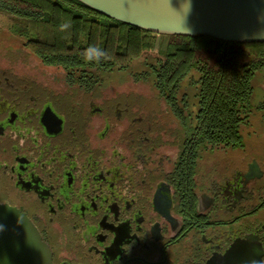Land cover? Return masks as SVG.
<instances>
[{"label":"flooded vegetation","instance_id":"obj_1","mask_svg":"<svg viewBox=\"0 0 264 264\" xmlns=\"http://www.w3.org/2000/svg\"><path fill=\"white\" fill-rule=\"evenodd\" d=\"M0 16V203L52 264H264L263 151L202 139L190 84L83 74Z\"/></svg>","mask_w":264,"mask_h":264},{"label":"trees","instance_id":"obj_2","mask_svg":"<svg viewBox=\"0 0 264 264\" xmlns=\"http://www.w3.org/2000/svg\"><path fill=\"white\" fill-rule=\"evenodd\" d=\"M0 13L16 16L19 32L39 39L46 60L95 68L101 73L131 71L153 79L156 90L171 93L192 86L196 126L211 147L241 145L242 126L251 118L253 82L264 73V42H226L205 35L165 34L116 20L79 0H0ZM62 24L70 25L63 31ZM90 47L106 54L88 61Z\"/></svg>","mask_w":264,"mask_h":264},{"label":"water","instance_id":"obj_3","mask_svg":"<svg viewBox=\"0 0 264 264\" xmlns=\"http://www.w3.org/2000/svg\"><path fill=\"white\" fill-rule=\"evenodd\" d=\"M101 14L160 34L264 42V0H79ZM0 264H52L26 213L0 203Z\"/></svg>","mask_w":264,"mask_h":264},{"label":"rangeland","instance_id":"obj_4","mask_svg":"<svg viewBox=\"0 0 264 264\" xmlns=\"http://www.w3.org/2000/svg\"><path fill=\"white\" fill-rule=\"evenodd\" d=\"M3 14V13H0ZM2 17V16H0ZM5 18L4 16L2 19ZM168 42V37L165 34H159L157 44L155 49H163L166 47ZM131 71H118L114 72L101 73L102 76H112V77H127L134 75ZM254 93L251 100L252 109L251 112H254L257 104L259 105L264 99V73L258 72L257 76L253 82ZM254 119V118H253ZM243 135V141L248 148H257L264 152V125L260 123L257 119H250L249 122L242 126L241 129Z\"/></svg>","mask_w":264,"mask_h":264},{"label":"clouds","instance_id":"obj_5","mask_svg":"<svg viewBox=\"0 0 264 264\" xmlns=\"http://www.w3.org/2000/svg\"><path fill=\"white\" fill-rule=\"evenodd\" d=\"M70 25L68 24H62L60 26V30L63 31L64 29H66L67 27H69ZM101 57H106V54L104 52H102L100 49L98 48H95V47H90L88 50H87V54H85V59L88 60V61H91V60H96L97 62H99L100 58Z\"/></svg>","mask_w":264,"mask_h":264}]
</instances>
